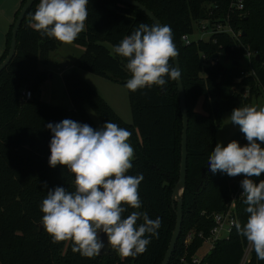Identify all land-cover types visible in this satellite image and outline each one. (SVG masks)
Wrapping results in <instances>:
<instances>
[{
    "label": "trees",
    "instance_id": "obj_1",
    "mask_svg": "<svg viewBox=\"0 0 264 264\" xmlns=\"http://www.w3.org/2000/svg\"><path fill=\"white\" fill-rule=\"evenodd\" d=\"M24 1H20L5 34L0 61L7 55L12 25ZM137 1L163 25L171 27L181 68L188 112L187 169L181 229L167 263L180 264L182 236L189 229L207 234L214 223L211 213L224 210L232 192L242 190L243 175L213 174L208 158L215 148L214 120L218 121L220 114L232 107L251 106L253 96L264 94V0H244L243 14L233 13L229 20L233 31L239 32L241 43L258 55L250 58L253 74L241 73L243 49L227 33H214L208 40L188 44L181 39L182 35L193 34L194 22L213 20L226 13L228 0ZM39 2L36 0L25 13L17 32L15 53L0 71V264H159L175 223L171 192L178 177L182 128L176 82L165 77L164 86L153 85L135 92L127 89L132 123H125L75 68L66 69L63 74L70 107L36 96L24 97L23 89L37 92L47 73L39 68V63H45L60 44L29 26ZM87 12L85 29L73 42L84 47L74 61L75 67L126 85L130 78L127 61L113 48L140 23L152 25V21L137 8L117 0H89ZM217 52L228 64L200 58L201 53ZM170 64L173 66L172 60ZM245 86L249 89L247 96L241 94ZM86 103L103 124L111 121L131 133L134 158L127 174H142L144 179L139 185L141 207L130 208L124 215L139 211L162 221L158 237H151L147 251L136 257L122 259L109 246L107 252L93 259L84 258L73 253L70 241L53 243L41 223L40 205L47 191L58 186L74 190L73 174L63 166H49L52 133L46 125L71 119L97 129L85 109ZM233 140L247 144L240 128L231 135L229 143ZM251 179L259 183L264 174ZM244 200V195L238 194L232 206L235 222L241 226L248 215ZM202 242L195 234L186 244L184 258L188 264H195L191 257ZM246 243L233 225L228 236L215 240L196 264H239ZM246 264H264V260L257 259L251 248Z\"/></svg>",
    "mask_w": 264,
    "mask_h": 264
},
{
    "label": "clouds",
    "instance_id": "obj_2",
    "mask_svg": "<svg viewBox=\"0 0 264 264\" xmlns=\"http://www.w3.org/2000/svg\"><path fill=\"white\" fill-rule=\"evenodd\" d=\"M88 3L89 0H40L29 26L42 37L72 44L85 29ZM113 51L127 61L130 78L125 87L132 92L164 86L165 77L178 80L181 76L170 64L178 52L167 24L140 23ZM229 118L239 126L247 144L241 146L233 140L225 147L217 143L208 166L213 174L245 177L240 186L248 215L243 226L239 222L234 226L257 259L264 260V180L255 183L251 179L264 174V107H237ZM46 127L52 133L49 166H63L74 175V190L59 186L50 189L40 205L41 223L52 242L70 241L73 253L93 259L105 247L100 235L103 233L107 245L122 259L147 251L151 237H158L162 221L139 211L124 215L130 208L141 207L139 185L144 179L142 174H127L134 158V149L128 142L131 133L111 121L99 129L71 119L48 123Z\"/></svg>",
    "mask_w": 264,
    "mask_h": 264
},
{
    "label": "rangeland",
    "instance_id": "obj_3",
    "mask_svg": "<svg viewBox=\"0 0 264 264\" xmlns=\"http://www.w3.org/2000/svg\"><path fill=\"white\" fill-rule=\"evenodd\" d=\"M193 34L190 36V42H196L199 40H206L208 36L202 34L203 30L196 28V22L193 24ZM5 27L3 21L0 17V28ZM109 47V46H108ZM110 48V47H109ZM84 47L79 44H62L60 43L55 50L49 54V58L45 63L40 62L39 68L46 70V75L40 81L37 92H34L32 89L31 97L36 96L42 100H45L52 104L62 105L65 107L71 106V100L68 96V93L65 88L63 81V74L66 69L75 68L79 74L106 100V102L111 106V108L116 112V114L125 122L132 123L131 110L129 99L127 95V88L125 84L120 81H115L107 77L92 73L85 69L77 68L74 65L75 59L83 51ZM61 58H64V61H67L66 65H63ZM220 56V55H219ZM220 58V57H219ZM63 60V59H62ZM222 63L228 64L223 58H220ZM243 62V61H242ZM241 62V63H242ZM251 106H256L257 108L264 106V94L255 95L251 98ZM197 109H200V99L196 105ZM235 107L227 109L220 114L219 120H214V139L215 146L217 143H221L223 146H227L231 135L239 128L238 125H234L230 121V116ZM85 109L92 118L97 129L102 127L104 124L97 115V113L88 105L85 104ZM137 136L139 133L135 128ZM130 143V141L128 140ZM241 146H244V143L241 142ZM264 147V144L261 145ZM192 230V229H191ZM190 231V229H189ZM183 235L180 239V243H183V247H179L178 254L181 257L180 264H188V261L185 256V246L190 241L191 238ZM209 245V242H203L201 246L193 253V255L202 254V251Z\"/></svg>",
    "mask_w": 264,
    "mask_h": 264
},
{
    "label": "built area",
    "instance_id": "obj_4",
    "mask_svg": "<svg viewBox=\"0 0 264 264\" xmlns=\"http://www.w3.org/2000/svg\"><path fill=\"white\" fill-rule=\"evenodd\" d=\"M243 10H244V0H228L226 13L218 15V17L214 18L213 20H211L210 18L201 19L196 22V25H197L196 28L203 30L202 34H206L208 36L206 40L210 39V37L214 33L222 32V33L229 34L234 39L236 46L241 47L243 49L242 59L240 61V62L243 61L241 63L242 64L241 73L242 74L244 73L253 74L254 70L250 64V58L255 56V52H251L249 50V46L243 45L241 43V41L239 40V36H238L239 32L236 33L235 31H233V29L230 26V21H229L231 14L237 13L238 15H242ZM209 14H212V12H210ZM191 35H187V34L182 35L181 37L182 41L185 44L190 43L189 38ZM219 57L222 58V55L219 52L212 54V55H207L206 53L200 54V58L204 62L215 63L217 61H220ZM241 94L243 96H247L249 94L248 86H245L243 88V90L241 91ZM22 95L28 98L31 96V91L29 89H23ZM239 144L242 145L241 142H239ZM242 191L243 190H240L239 192L238 190L233 191L231 194V199L229 203L227 204V207L224 210L211 213L214 223L212 227L209 228L207 234H204L203 231L201 230L199 231L190 230L188 232L187 237L189 238H192L196 234L198 237H201L203 239V242H209V245L205 248V250L202 251V254L192 255L191 257L192 263H195V264L198 263L202 255L206 253V251H208L213 246L215 240H217L218 238H223V237L228 236L235 222V216L232 211V206L238 194L242 195ZM251 248L252 247L247 242L244 247V251H243L239 264H246Z\"/></svg>",
    "mask_w": 264,
    "mask_h": 264
},
{
    "label": "water",
    "instance_id": "obj_5",
    "mask_svg": "<svg viewBox=\"0 0 264 264\" xmlns=\"http://www.w3.org/2000/svg\"><path fill=\"white\" fill-rule=\"evenodd\" d=\"M35 1L36 0H25L21 8L19 9V12L12 25L11 39H10V45H9L7 55L5 56V58H3L0 61V71L8 64L10 59L13 57L15 53V49H16L18 29L22 23L25 13L33 5ZM117 1L126 3L132 7L137 8L146 17H148V19L151 20L152 23H158V24L163 25L161 21L148 8H146L143 4H141L137 0H117ZM257 57L258 55H255V58ZM60 60L63 65L67 64V61L62 60V58H60ZM172 61H173V66L177 67V69L181 73L178 55L174 59H172ZM175 82H176L178 103H179V109H180L181 121H182L181 140H180V160H179V169H178L179 171H178V177L174 183V186L171 192L172 207L175 212V223H174V227L172 229L171 236L167 244L166 250L159 264H167L170 259L171 253L173 251V248L175 246L177 237L181 229V222H182V216H183L182 204H183V193L185 189L186 169H187L188 112H187V106L185 103V93H184V87H183L181 76L178 80H175ZM100 235L105 245L104 249L101 252V254H103L108 251L109 245H107L106 235L103 233H101Z\"/></svg>",
    "mask_w": 264,
    "mask_h": 264
},
{
    "label": "crops",
    "instance_id": "obj_6",
    "mask_svg": "<svg viewBox=\"0 0 264 264\" xmlns=\"http://www.w3.org/2000/svg\"><path fill=\"white\" fill-rule=\"evenodd\" d=\"M20 1L21 0H0V17L3 21V24H5V27L0 28V56L3 53L5 46V34L9 28V25L13 21L15 11L19 7ZM59 58H61L60 55ZM62 59L64 60V58Z\"/></svg>",
    "mask_w": 264,
    "mask_h": 264
}]
</instances>
